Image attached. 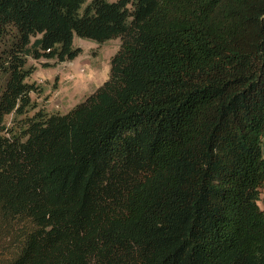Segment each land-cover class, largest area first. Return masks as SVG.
Listing matches in <instances>:
<instances>
[{
	"label": "trees",
	"instance_id": "obj_1",
	"mask_svg": "<svg viewBox=\"0 0 264 264\" xmlns=\"http://www.w3.org/2000/svg\"><path fill=\"white\" fill-rule=\"evenodd\" d=\"M76 37L108 80L37 111ZM263 144L264 0H0V264H264Z\"/></svg>",
	"mask_w": 264,
	"mask_h": 264
},
{
	"label": "rangeland",
	"instance_id": "obj_2",
	"mask_svg": "<svg viewBox=\"0 0 264 264\" xmlns=\"http://www.w3.org/2000/svg\"><path fill=\"white\" fill-rule=\"evenodd\" d=\"M74 44L82 49V53L73 61L57 63L56 60H31L36 71L29 82L40 87L39 93L32 94L33 101L38 105L37 111L42 109L49 114H66L84 101L108 80L111 59L119 50L121 40L116 38L99 44L76 37ZM12 119V116L8 117L9 124ZM259 204L264 208V187Z\"/></svg>",
	"mask_w": 264,
	"mask_h": 264
}]
</instances>
